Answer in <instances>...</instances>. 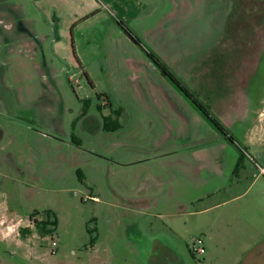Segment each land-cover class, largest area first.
Wrapping results in <instances>:
<instances>
[{"label":"rangeland","instance_id":"1","mask_svg":"<svg viewBox=\"0 0 264 264\" xmlns=\"http://www.w3.org/2000/svg\"><path fill=\"white\" fill-rule=\"evenodd\" d=\"M237 2L248 17L231 21L217 75L201 78L186 61H203L222 30L209 0H0L3 264H242L254 249L247 264H264V116L255 114L264 104V0ZM121 20L184 68L175 72L205 102L207 87L229 78L240 86L227 71H257L227 93L251 102L227 123L236 143ZM108 100L122 109L111 130L96 121ZM49 214L59 223L43 235L36 220ZM197 237L202 254L190 253Z\"/></svg>","mask_w":264,"mask_h":264},{"label":"flooded vegetation","instance_id":"2","mask_svg":"<svg viewBox=\"0 0 264 264\" xmlns=\"http://www.w3.org/2000/svg\"><path fill=\"white\" fill-rule=\"evenodd\" d=\"M237 1L238 0H226V3H224L221 0H218V2H220L219 6H218V5L213 3V0H209L208 5L206 6L207 10L210 7L214 8V13L215 14L212 17V21L213 20H219L220 23H218L217 27L221 26L222 30L218 33V38L213 40V45L211 46V48H209L210 51L206 54L208 56L204 57L203 61L197 60L196 61L197 63H195L194 65H193L192 62H187L186 61V67L187 68L192 66L193 71H197V70L204 71V73L201 75L202 77L200 76L201 78L207 76V71H212V73H213L215 65H216L215 62L218 61V58L221 59V58L224 57V54H225L223 52L224 51V47L226 45L228 46L229 42L232 40V37H233L232 32H231L232 31L231 28H233L234 26L232 25L231 21H233L235 19L237 21H240V20L243 21V20H246L245 17H248V12L250 11V9L249 8L245 9V11H248V12L246 14H241V12L244 11V10H242V7L239 6L240 4L238 5ZM260 1L261 0H259V2ZM235 9H236V12H235ZM254 9H255V6H254ZM251 12H253V14H255V10H253V11L251 10ZM257 12H258V10H257ZM259 13H260V11H259ZM261 16H262V18H264L263 14H261ZM207 22H210L209 18H208ZM229 23H231L232 27H231V25H229ZM121 26L125 30V28H124V26L122 24H121ZM125 26H126V24H125ZM126 27L129 30H131L128 26H126ZM125 32L128 33L127 30H125ZM131 32H132V36L129 33H128V35L132 38V40H134V42L137 45H139L143 50H144V48L146 50L148 49V52H150L151 54L152 53L154 55L156 54L155 56L158 58L159 62H161L160 65H159L158 62H155L154 58L151 55L149 56V58L155 64V66L159 69V71L162 72V74L165 77H167L169 80H171L173 85H175L181 91H183L182 88L179 87L174 82L172 77L178 79L181 82V84L183 85V87L186 88L189 91V94L192 95L191 98L189 97L191 99L190 102L204 115V117L206 119L210 120L213 123L214 122H219V124H223V126H225L228 129V133L230 135H232V137H233V140H230L228 135H224L223 132H221L224 135L225 139H228L229 141H231L233 143H236L237 140H236L234 134L230 131V128L224 123L223 117L228 114L229 107H232V108L237 107L238 111L243 112V114H244V110H246L247 105H244L242 100L241 101H238V100L236 101V99L239 96H242V95H237L234 99L229 100L227 93L232 94L234 92L239 91L240 88L249 80V77H252L257 71H227V73L231 72L233 79H236L235 80L236 81V85L240 84V86H232L231 84H229V79H230L229 78L227 80H224L225 83H224L223 88H221V89H217V88L214 87L215 89L213 90L212 88H208L207 87V90L213 93V99H211V100H207L206 99V102H205L193 90L187 88V86L182 83L183 82L182 79L175 72V71H186L184 68L180 67L181 69H179L177 67V65L171 64V62L169 60H168L169 62H167L160 54H158L153 49H151L139 35L135 34L132 30H131ZM237 38L240 39V37H237ZM138 41H140V43ZM146 54H147V52H146ZM214 59H215V61H213ZM205 60H206L207 63H204ZM212 63H215V64L212 65ZM199 64H201V67L197 66ZM220 66H222V61H220ZM227 69H228V67H227ZM214 72H216V71H214ZM215 75H217V72H216ZM220 92H221V96H219ZM183 93H185V92L183 91ZM185 95H186V93H185ZM228 102H229V105H228ZM250 104H251V102H250ZM105 105L107 107H109V111L108 112H103L102 108H99L101 114H100V118H98V117L96 118L97 127L98 128H103L105 130H110V129H108L107 126H108V124H110L114 120L117 119L121 123L120 117L122 115V109L120 107H115L112 104V102L109 101V100L105 103ZM198 105H202L204 107V109L206 110L208 115L206 113H204L201 110V108H198ZM86 114H87V109H84V112L81 115H79L78 117L75 118V124H77V122L83 116H85ZM255 114H256V116H258L259 112L255 113ZM75 124H74V126H75ZM215 127L219 131H221L217 125ZM73 138H75V135H73ZM242 150H243V153H244L245 149L242 148ZM244 160L245 159L243 158L242 163H241L242 166L244 165ZM54 217H57V216L54 215ZM57 219H58V217H57ZM36 221H38V220H36ZM58 223H59V220H58ZM57 226L55 227V229L52 232L56 231ZM91 230L93 232V229H91ZM92 232H90V233H92ZM41 233L43 234V232H41ZM43 235H45V234H43ZM6 240L7 239L5 237V219H4V215L0 214V264H3V257H4V252H5ZM96 240H97V237H95V240H94L93 243L91 242L93 246L96 243ZM52 253H54V252L52 251ZM190 253L194 254L192 252V250H191V246H190Z\"/></svg>","mask_w":264,"mask_h":264},{"label":"trees","instance_id":"3","mask_svg":"<svg viewBox=\"0 0 264 264\" xmlns=\"http://www.w3.org/2000/svg\"><path fill=\"white\" fill-rule=\"evenodd\" d=\"M123 26H124V28H125V30H127L128 31V33L132 36V32H131V30H129L126 26H125V24L123 23V21L121 20V21H119ZM139 43H140V41H138ZM144 50L147 52V54H148V56H152L153 58H154V60H155V62H158L159 63V65H160V63L161 62H159V60H158V58L152 53H150V52H148V49L146 50L145 48H144ZM172 79L174 80V82L179 86V87H181L182 88V90L186 93V95L188 96V97H192V95L191 94H189V91L186 89V88H184L183 87V85L181 84V82L178 80V79H176V78H173L172 77ZM101 96L102 95H104V93L103 94H100ZM193 99V98H192ZM198 108H201V110L204 112V113H206L207 114V112H206V110L204 109V107L202 106V105H198ZM208 115V114H207ZM218 127H219V129L221 130V132H223V134L224 135H228V137H229V139L230 140H233V137H232V135H230L229 133H228V129L225 127V126H223V124H219V122H214ZM121 123L119 122V120H114L113 122H111L110 124H108V129H116V128H119L121 125H120ZM244 156H245V154L243 153V150L241 149V156H240V158H239V160H238V163H237V166L238 167H240V165H241V163H242V160H243V158H244ZM58 225V219H57V217H54V218H51V215L49 214L48 215V218H45V219H43V220H41V221H36V226H37V228H39V230L41 231V232H43V234H48V233H52V231L54 230L53 229V227H56ZM90 232H92V230H90ZM94 240H95V237H91V242L93 243L94 242Z\"/></svg>","mask_w":264,"mask_h":264},{"label":"crops","instance_id":"4","mask_svg":"<svg viewBox=\"0 0 264 264\" xmlns=\"http://www.w3.org/2000/svg\"><path fill=\"white\" fill-rule=\"evenodd\" d=\"M37 1V0H36ZM250 105V101H249V103L244 99V105H247V108L249 107V105ZM228 105H229V102H228ZM246 108V109H247ZM237 109V107H235V108H232V107H229V112H228V114L226 115V116H224L223 117V121H224V123L227 125V123H228V121H231L234 117H242V114H243V112H240V111H238V109ZM234 112V113H233ZM264 116V104H263V106H262V108L259 110V114H258V117L259 118H261V117H263ZM251 128H253V126L251 127ZM250 128V129H251ZM244 154H245V156H246V151H244ZM245 162H246V160H245ZM245 162H244V164H245ZM258 166H261V165H259L258 164ZM243 167L245 168V165H243ZM259 168V167H258ZM260 169V168H259ZM149 195H146V196H143V199L141 200V201H145L146 202V200L148 199V201H149V197H148ZM180 205V204H179ZM186 207H187V205H180L179 207H178V211L179 212H181V211H185V209H186ZM96 244V243H95ZM95 244H94V246H95ZM253 254H255V255H258V251L256 250V249H254L252 252H250V254L248 255V258H247V260H244L243 261V263L242 264H247L248 262H249V260L251 259V256L253 255Z\"/></svg>","mask_w":264,"mask_h":264},{"label":"built area","instance_id":"5","mask_svg":"<svg viewBox=\"0 0 264 264\" xmlns=\"http://www.w3.org/2000/svg\"><path fill=\"white\" fill-rule=\"evenodd\" d=\"M260 171L264 174V167L263 166H259ZM193 245L191 246V250L194 253L197 254H202L205 252V247H204V240L202 237H197L196 239H194V243H192ZM52 245H57V241L52 239ZM53 252H55V250H52Z\"/></svg>","mask_w":264,"mask_h":264}]
</instances>
